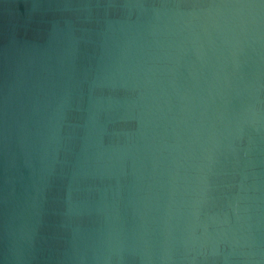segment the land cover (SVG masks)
<instances>
[{
    "label": "water",
    "instance_id": "95a60500",
    "mask_svg": "<svg viewBox=\"0 0 264 264\" xmlns=\"http://www.w3.org/2000/svg\"><path fill=\"white\" fill-rule=\"evenodd\" d=\"M237 4L262 14L216 7ZM113 32L137 77L111 94L139 110L104 116L113 159L77 184L88 93L78 104L71 88L73 122L48 146L55 178L42 192L49 104L71 52L82 78ZM157 39L166 55L149 82ZM201 163L209 198L177 205L173 176ZM0 264H264V0H0Z\"/></svg>",
    "mask_w": 264,
    "mask_h": 264
},
{
    "label": "clouds",
    "instance_id": "9594fccd",
    "mask_svg": "<svg viewBox=\"0 0 264 264\" xmlns=\"http://www.w3.org/2000/svg\"><path fill=\"white\" fill-rule=\"evenodd\" d=\"M216 7L235 9L236 11L229 12L228 15L242 17L246 14L251 18L252 22H256L257 18L262 14L258 10V6L254 4L217 5ZM242 22L243 20H241ZM112 35H114V32L100 34V44L97 49L99 58L96 61L95 67L86 70L82 78H78L76 75L75 50L71 52L72 68L69 79L62 85L60 93L54 94L53 102L49 104L50 111L47 117L48 134L45 140L44 152L45 163L41 177L44 181L41 189L42 192L53 186L55 178V169L47 159L49 156L48 146L54 145L53 151H56L63 140L61 129L66 125H71L73 122L70 119L73 115V109L69 103L71 88H75L79 92L78 104L84 102L85 90L88 93V118L84 119L83 112H81L80 118V124L87 130L85 155L83 159H77L70 172L71 180L77 184L91 179H103L105 171L113 159L112 154L100 147L99 137L104 130V116L120 110H139L138 103L133 102L122 105L118 100L114 102V97L111 94L117 89L118 85L127 84L130 80L135 82L137 77V74L129 68L130 53L126 49H122L120 54L117 55L111 49L109 39ZM150 55L155 63H150L144 72V76L149 82H151L152 77L162 71L159 65L166 55L164 45L159 39H157L155 46L151 49ZM238 130L239 126H237ZM205 159L210 160L211 156L209 155ZM195 168V173L190 177L187 175L181 177L179 172L173 176L172 194L173 197L180 198L179 201L174 200V203H177V205L183 202L185 194L191 197L192 205L196 208L209 198L212 189L208 176L210 168L206 170L204 163L196 165Z\"/></svg>",
    "mask_w": 264,
    "mask_h": 264
}]
</instances>
